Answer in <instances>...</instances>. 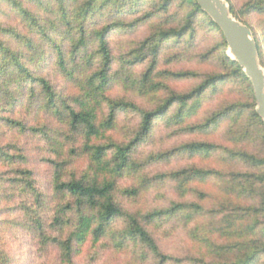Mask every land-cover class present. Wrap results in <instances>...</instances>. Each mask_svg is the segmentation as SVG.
Instances as JSON below:
<instances>
[{
	"label": "rangeland",
	"instance_id": "374dc122",
	"mask_svg": "<svg viewBox=\"0 0 264 264\" xmlns=\"http://www.w3.org/2000/svg\"><path fill=\"white\" fill-rule=\"evenodd\" d=\"M22 1L45 22L53 18L57 30L60 29V14L57 13L58 8L54 0H43L45 5L53 1V14L47 7L39 9L28 0ZM248 1L226 0L230 6L233 4L238 9ZM71 2L72 0H68L69 4ZM186 12L188 10H182L177 4L170 14L156 16L148 24L112 32L110 40L115 62L113 75L120 74L124 62L134 59V52L140 43L150 36L155 26L165 25L172 20L177 25ZM139 16L129 20L134 22ZM104 18L96 16L93 21L97 22V27H103L107 22V18ZM252 21L258 27L259 35L264 38V19L256 17ZM0 23L5 27L15 28L24 36L22 40L10 38L0 32V40L9 42L17 52L29 53L25 46L26 38L31 39L38 47V56L40 50H43L41 74L54 85L58 94L74 104V99L79 95L77 80L73 81L57 65L54 48L46 44L41 36L33 33L18 12L1 0ZM168 26L170 25L167 24ZM95 28L96 26L93 29ZM57 30L54 38L58 40L62 37L61 32L57 33ZM219 43L220 40L214 33L199 25L192 40L186 38L178 44L172 41L166 45L160 56L154 81L157 84L164 83L167 91L144 96L132 89L126 80L129 75L135 79L143 76L151 64L150 59L144 63L130 65L127 77L122 74L118 76L119 80L110 85L109 97L132 102L145 110H155L171 92L189 93L207 76L226 72L221 57L223 50H220ZM63 46L70 63L69 42L63 41ZM96 49V44L92 43L89 50L94 52ZM78 61L79 59L77 64L71 61L69 69L79 70L82 75L93 72L91 65ZM164 72H187L196 77L175 79L166 76ZM4 78L0 81V264H67L64 262L60 245L52 240L63 242L70 236L73 228L69 226H72L71 222L75 223L76 215L69 212L62 216L59 211L74 200L57 194L55 175L59 170L57 165L62 166L61 172L65 181L71 180L72 176L81 179L89 173L90 162L83 151L85 140L78 134H72L67 125L61 124L50 113L24 103L15 104L11 93L16 90L17 85H6L9 80ZM16 95L15 92L14 96ZM251 104L248 88L242 82L226 81L220 84L218 90H209L201 104L184 118L183 124L174 120L178 110L174 107L168 117L157 121L153 134L137 150L133 157L134 169L118 181L115 193L117 204L126 213L138 216L155 240L160 253L169 261H162L141 241L130 242L124 239L122 232L127 228V222L125 219H119L112 225L113 233L110 232L97 241L94 236H90L84 244L75 245L74 264H201L202 261L214 264L221 261L214 254L215 249L218 246L240 242L243 240L241 235L247 234L235 231L230 234L220 233L223 217L232 213L240 216L257 208L261 203V197L255 193L253 196L245 195L239 188L236 193L229 194L226 191V188L232 185L230 174L260 173L258 169L232 159L225 152V149H231L264 159L263 132L252 120ZM233 107H237L238 111L233 112L231 117L218 120L207 130L194 131L193 128L203 126L217 114ZM2 118L22 122L28 127L45 128L51 140L45 139L40 133L20 132ZM140 123L138 114L123 112L119 114L116 129L109 134L115 142L126 143L134 138ZM105 142L103 140L96 143ZM194 142L215 144L219 150L209 156L181 153L183 146ZM4 153L14 159L6 160ZM163 155L162 159L156 160ZM191 169L215 171L224 175L195 179L184 188L174 176ZM24 171L33 174V195L29 194L30 189L25 191V188L20 187L22 176L19 173ZM126 190H138L139 193L135 196L126 195ZM224 196L227 197L226 201ZM190 204L200 205L207 212L186 210L174 215H164L153 221L145 220L146 216L156 211L167 212L175 205ZM210 211L213 212L208 213ZM59 217L62 224L65 222L64 227L56 223ZM254 222L263 228V218L250 216L242 225L239 224V227L244 229ZM243 237L249 239L245 235ZM46 238H50V241H46ZM255 264H264V255Z\"/></svg>",
	"mask_w": 264,
	"mask_h": 264
},
{
	"label": "trees",
	"instance_id": "16d2710c",
	"mask_svg": "<svg viewBox=\"0 0 264 264\" xmlns=\"http://www.w3.org/2000/svg\"><path fill=\"white\" fill-rule=\"evenodd\" d=\"M5 1L11 8L16 10L22 19L27 23L30 30L38 36H41L45 43L54 48V55L57 58V65L73 81L77 80L79 95L72 104L69 99L58 94L54 85L42 74L40 67L43 56V50L37 55L38 47L33 44L31 39L26 38L25 46L29 53L17 52L9 42L0 40V81L2 77L9 83H15L16 90L12 91L11 97L15 104L24 103L29 107H38L44 110L64 125H67L72 134H78L85 140L84 152L87 155L90 168L89 173L83 178L78 179L75 176L71 180H63L62 166L57 165L59 169L55 175V190L57 194L65 198L73 199V203L67 204L60 209L62 216L67 213H75L76 221L71 222L73 228L70 236L63 242L53 239V243H58L62 249L64 262L74 264L73 254L75 245L84 244L90 236H94L97 241L110 232H114L112 225L116 220L125 219L127 228L122 232L123 238L130 242L141 241L149 249L159 256L162 261H169L163 256L155 240L149 231L142 225L138 216L126 213L116 202L115 193L118 181L127 173L134 169L133 157L139 147H141L153 134L155 125L159 119L168 117L174 107H177V113L174 120L184 123V118L193 112L201 104L205 94L209 90H218L221 83L226 81L242 82L248 88L251 97L250 113L252 120L259 126L263 132L264 143V123L256 112L254 92L251 82L245 75L243 69L238 63H235L227 52V43L221 29L213 20L202 11L195 0H54L57 4V13L60 14L61 24L57 30L54 19L45 22L41 16L34 10L26 7L22 0H1ZM34 3L39 9L47 7L51 14L55 13L51 6L53 1L45 5L43 0H28ZM229 2V0H228ZM179 4L182 10H188L181 17V21L176 25L172 20L165 25H157L152 30L149 37L140 43L139 48L134 52V59L122 64L120 74L113 75L114 58L112 55L110 34L117 30H126L134 28L140 24H148L156 16L170 14L175 5ZM231 12L242 23L247 25L253 32L258 45L259 57L264 67V38L259 35V29L253 23L252 19L259 17L264 19V0H249L241 9L231 4ZM70 8H73L72 10ZM140 15L139 18L131 22L129 19ZM102 16L107 18L103 27H97L95 17ZM104 18V19H105ZM130 21V22H129ZM167 24L170 25L167 27ZM205 26L209 32L214 33L220 40L219 47L222 52V61L226 72L207 76L202 83L189 93L179 94L171 92L170 96L155 110H145L132 102L126 100H114L109 97L110 85L118 79V76L127 77L129 75V66L144 63L151 59V64L143 76L135 79L131 75L126 79L132 89H136L141 95L158 94L167 91L164 83H156L154 78L157 74L158 61L161 54L166 49V45L175 41L177 44L186 38L193 39L198 26ZM94 26H96L95 29ZM52 29V30H51ZM61 32L58 42L54 34ZM0 32L10 36V38L22 39L24 36L15 28L5 27L0 23ZM63 41L69 42L71 60L73 64L85 62L91 65L93 72L82 75L81 71H72L69 69L70 63L64 50ZM96 44L97 49L91 52L90 46ZM90 52V53H89ZM29 55V56H28ZM35 64V65H34ZM34 65V66H33ZM97 67V69H95ZM91 70V71H92ZM168 77L175 79H187L196 77L193 73L164 72ZM119 80V79H118ZM121 80V79H120ZM16 92V97L14 96ZM21 92V94H20ZM20 94V95H19ZM18 96V97H17ZM223 113L217 114L203 126H197L194 131L207 130L218 120L224 117H231V114L238 111L237 107L230 108ZM230 111V112H229ZM138 114L141 123L139 130L126 143H117L112 140L109 133L116 129L119 114ZM242 113V110H240ZM12 127L20 132L40 133L45 139L51 140L45 128L28 127L22 122L10 118H2ZM105 140V143L96 142ZM219 150L215 144L205 142H194L181 148V153L191 156H209ZM225 152L232 159H237L252 168L259 170V175L250 173H233L230 182L232 185L226 188V191L236 193L238 188L241 193L261 197L260 206L253 210H248L245 214H227L223 217V222L219 232L230 234L247 233L241 235L243 239L240 242L228 246L217 247L214 254L221 261L214 264H255L262 255H264V222L263 228L259 223H253L241 229L246 218L261 217L264 219V159H259L253 155L244 152H237L231 149H225ZM6 160L12 161L14 158L8 154H3ZM167 156V155H165ZM159 156L156 160L162 159ZM22 176L20 182L21 189H28L29 194H34L35 190L32 183V172L24 171L19 173ZM224 174L202 170L191 169L177 173L174 177L178 178L182 187L195 179H207L211 176L223 177ZM19 187V185L17 186ZM126 195H138V190H126ZM227 197L224 196V201ZM223 201V200H222ZM194 210L196 213L207 212L200 205H175L167 212H155L145 217V220L153 221L164 215H174L176 213ZM210 211L208 213H212ZM253 214V215H252ZM56 223L62 224L61 218ZM65 223V222H64ZM64 223L62 226L64 227ZM249 237L246 239L243 236ZM258 236V238H257ZM50 241V238H46ZM201 264H208L202 261Z\"/></svg>",
	"mask_w": 264,
	"mask_h": 264
},
{
	"label": "water",
	"instance_id": "95a60500",
	"mask_svg": "<svg viewBox=\"0 0 264 264\" xmlns=\"http://www.w3.org/2000/svg\"><path fill=\"white\" fill-rule=\"evenodd\" d=\"M221 29L229 56L243 69L251 82L256 99V112L264 123V67L252 30L231 12L226 0H195Z\"/></svg>",
	"mask_w": 264,
	"mask_h": 264
}]
</instances>
